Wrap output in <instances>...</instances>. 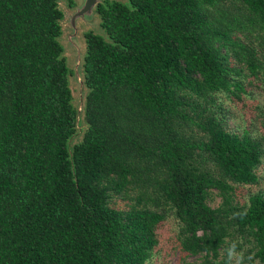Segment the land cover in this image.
I'll return each mask as SVG.
<instances>
[{
	"label": "trees",
	"instance_id": "obj_1",
	"mask_svg": "<svg viewBox=\"0 0 264 264\" xmlns=\"http://www.w3.org/2000/svg\"><path fill=\"white\" fill-rule=\"evenodd\" d=\"M60 1L0 0V264H147L168 212L183 264H264V135L221 100L264 81V0L99 1L80 108Z\"/></svg>",
	"mask_w": 264,
	"mask_h": 264
},
{
	"label": "rangeland",
	"instance_id": "obj_2",
	"mask_svg": "<svg viewBox=\"0 0 264 264\" xmlns=\"http://www.w3.org/2000/svg\"><path fill=\"white\" fill-rule=\"evenodd\" d=\"M69 5L67 0H61L59 5L64 12L61 21L62 35L60 41L64 47L67 65L73 73L68 76L69 84L73 94V103L76 107H82L83 98L87 89L83 86L80 64L85 53L84 33L92 31L106 36L100 26V16L96 11V4L101 0H72ZM95 1V4L92 3ZM73 19V21H72ZM248 92L242 100H230L222 97L224 106L228 109L229 126L237 130L247 129L251 134L264 135V81L254 80L247 86ZM76 135L71 144L80 140ZM259 181L253 185L239 186L235 192V200L243 203L250 194L261 192L264 194V158L258 170ZM209 199V204L216 207L221 198L215 193ZM118 205L123 207L124 201L118 200ZM178 230L177 220L171 212L167 213L166 219L158 229L159 243L153 249L147 264H183L186 262H197L201 255H192L180 250L176 241ZM229 264H242L237 251L230 254ZM253 264H260L255 262Z\"/></svg>",
	"mask_w": 264,
	"mask_h": 264
},
{
	"label": "water",
	"instance_id": "obj_3",
	"mask_svg": "<svg viewBox=\"0 0 264 264\" xmlns=\"http://www.w3.org/2000/svg\"><path fill=\"white\" fill-rule=\"evenodd\" d=\"M95 4V1L92 3V5H94ZM72 21H73V19H72Z\"/></svg>",
	"mask_w": 264,
	"mask_h": 264
}]
</instances>
